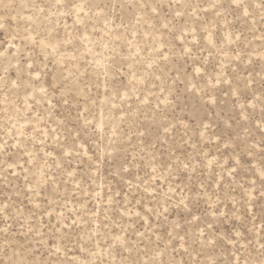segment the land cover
Masks as SVG:
<instances>
[{"label":"rangeland","instance_id":"1","mask_svg":"<svg viewBox=\"0 0 264 264\" xmlns=\"http://www.w3.org/2000/svg\"><path fill=\"white\" fill-rule=\"evenodd\" d=\"M258 3L0 0V262L264 261Z\"/></svg>","mask_w":264,"mask_h":264},{"label":"snow or ice","instance_id":"2","mask_svg":"<svg viewBox=\"0 0 264 264\" xmlns=\"http://www.w3.org/2000/svg\"><path fill=\"white\" fill-rule=\"evenodd\" d=\"M61 3V0H57V4H60ZM232 3L235 4L237 6V8L241 7L242 6V0H232ZM69 4L71 7H75L77 8L78 12H82L83 11V5H75V4H71V0H69ZM255 7L261 9V10H264V0H259V3L255 5ZM43 11V10H41ZM249 13H248V9L247 7L244 8V15L247 16ZM181 13L180 12H177L176 13V16H180ZM262 19H264V17H262ZM80 21L78 20L77 23H79ZM3 27V24L0 23V28ZM165 28L168 27L167 24L164 25ZM192 32L193 34H195V29H192ZM184 37V32L181 31V39H183ZM28 40H30V42L33 44V45H39L40 49L43 51V52H47L48 49H51L53 53H56L57 54V62L59 63L60 61H63L66 59V55L64 53H62L60 51V48L63 46V45H68V46H71V41L70 40H64V41H59L57 40V42L55 44L51 43L47 37L43 38V39H39L37 40V38L35 37H27ZM83 39H87V37H83ZM206 41H207V44L209 46H212L214 47V41L212 40L211 38V34H209L207 37H206ZM161 48H164V45L161 44L160 45ZM201 51H203V49H201ZM192 52V49L191 48H188V47H185L183 49V55H190ZM211 54V53H210ZM74 58V57H73ZM161 59L163 60H167L168 57L167 56H164V55H161ZM33 67V64L32 63H28V68L29 69H32ZM149 67H152V64H149ZM196 73H201L202 69L201 68H196L195 69ZM29 75H31V73H29ZM37 78H39V73H37ZM19 79V78H18ZM251 82V81H249ZM221 83H227L229 85V87L231 88V81H228V80H222L219 76H217L216 78V84L219 85ZM10 84L12 87H19L20 85L17 83L16 80H13V81H10ZM248 85L245 84V87H247ZM193 89H195V85H192ZM262 87H264V82H262ZM40 92L41 93H44V94H47V89L46 88H40ZM239 92V88L237 87L236 90L232 91V95H237V93ZM67 102V101H65ZM215 102V101H213ZM259 102L264 105V92L261 93V97L259 98ZM254 106V105H253ZM241 113H242V118L244 120H248L249 117L248 115H243V113L246 112V108H245V105H241ZM207 125H204V128L207 129ZM168 129L165 128V132H167ZM256 131H258L260 133V140L256 143V144H253L251 145L249 148H248V155H253L257 148L259 149V158H260V166L259 168L256 169V171L258 172L259 174V178L261 180V186L264 187V108H262V114H261V117L259 120L256 121ZM245 132L248 133V135L251 137L253 135L252 131L250 129H245ZM204 133L201 132V136H203ZM6 149V146L3 145V144H0V150H5ZM33 154L32 153H29V156L31 157ZM47 155H50L48 153H45V156ZM65 155H71V151H68L65 153ZM46 163V161H45ZM246 163V162H245ZM208 164L209 166L212 164V161H208ZM236 165L238 167L242 166L241 164V160L240 159H236ZM57 167H59V165H57ZM183 167L185 169H187L189 167L188 163H184L183 164ZM153 172L156 171L155 168L152 169ZM195 170V169H193ZM38 171L41 172V175H43V171L42 169H38ZM234 170H229V175L232 174ZM68 175H72L71 172L68 173ZM25 179L27 180V176L25 177ZM253 183H255V181H253ZM30 191L32 189H29ZM262 195H264V193H262ZM37 207H39V205H37ZM166 211V210H165ZM137 215H139V213H137ZM198 219V218H197ZM207 227L209 229H211L212 225L211 224H208ZM201 235H203V231H201ZM117 239L119 240L120 238L117 237ZM181 240H183V237H180ZM209 243H212V241H209ZM262 247H264V245H262ZM60 249L59 248H56V252H59ZM0 264H3V262H0ZM9 264H11V262H9ZM132 264H138L137 261H133ZM149 264H165L164 261H156V260H152L149 262ZM167 264H177L176 261H170V262H167ZM180 264H188V262L184 261V262H180ZM213 264H217V262H213ZM236 264H239V259H237L236 261ZM245 264H250V262L246 261ZM261 264H264V261H261Z\"/></svg>","mask_w":264,"mask_h":264}]
</instances>
